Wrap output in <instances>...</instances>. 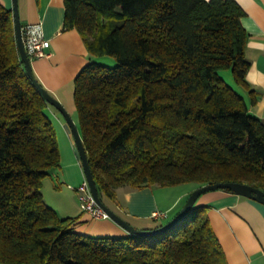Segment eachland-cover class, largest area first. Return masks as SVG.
<instances>
[{
  "label": "trees",
  "instance_id": "16d2710c",
  "mask_svg": "<svg viewBox=\"0 0 264 264\" xmlns=\"http://www.w3.org/2000/svg\"><path fill=\"white\" fill-rule=\"evenodd\" d=\"M65 7V29H77L90 52L74 99L105 204H119L120 187L240 182L264 191V120L224 76L251 89L237 0ZM52 106L27 74L14 11L0 0V264H229L207 206L160 232H77V218L61 216L43 191L62 166Z\"/></svg>",
  "mask_w": 264,
  "mask_h": 264
},
{
  "label": "crops",
  "instance_id": "0c3cea01",
  "mask_svg": "<svg viewBox=\"0 0 264 264\" xmlns=\"http://www.w3.org/2000/svg\"><path fill=\"white\" fill-rule=\"evenodd\" d=\"M1 1L13 10L14 0ZM237 1L245 11L242 22L250 34L246 56L251 62L247 74L251 89L240 86L230 71L224 72V76L244 96L250 112L264 120V0ZM19 10L22 26L42 23L45 36L51 40L49 56L31 59L36 77L69 108L75 101V79L91 58L84 37L75 28L65 29V0H19ZM50 115L58 132L62 166L44 181L46 202L61 216L76 217V231L81 234L128 235V230L112 218L96 219L83 211L78 186L87 177L73 131L56 107H51ZM78 119L74 118L77 126ZM157 187H120L119 204L109 207L133 226L143 229L154 226V219H173L193 192L173 196ZM197 205L209 207L211 223L229 264H264L263 203L236 192L215 189L204 193ZM156 212H166L168 216L156 218Z\"/></svg>",
  "mask_w": 264,
  "mask_h": 264
},
{
  "label": "water",
  "instance_id": "95a60500",
  "mask_svg": "<svg viewBox=\"0 0 264 264\" xmlns=\"http://www.w3.org/2000/svg\"><path fill=\"white\" fill-rule=\"evenodd\" d=\"M13 11H14V16H15V25H16V33H17L19 51H20L22 60L25 63L28 76L31 78V80L33 81L37 89L40 90L41 93L45 96L47 101L51 105L56 107L63 114L66 121L70 125L73 131V134H74L77 149H78L80 158L82 160V164H83V168H84L87 180L91 186L92 192L97 202L108 212V214L110 215V218L118 222L121 226H123L126 230H128L129 233L140 234V235L149 234V233H154V232H160L164 229L174 226L181 218L187 215L194 208L199 198L204 193L211 191V190H215V189H232L234 192L238 194L253 198L264 204V191L261 189L254 188L251 185L240 183V182H218L214 184L203 185L195 189L188 197L185 205L180 210V212L161 228H158L155 230H144V229L137 228L133 226L132 224H130L126 219H124L122 216H120L118 213L112 210L107 204H105L100 198L98 188L96 185V181H95V178L93 176V173L90 167L88 154H87L81 133L79 131V128L76 122L74 121V119L68 112L67 108L64 106V104H62V102L59 99H57L52 93H50V91L46 87H44V85L35 76L33 66H32V61L27 53L24 40H23L22 23L20 19V10H19V0H14Z\"/></svg>",
  "mask_w": 264,
  "mask_h": 264
},
{
  "label": "built area",
  "instance_id": "2783aa9c",
  "mask_svg": "<svg viewBox=\"0 0 264 264\" xmlns=\"http://www.w3.org/2000/svg\"><path fill=\"white\" fill-rule=\"evenodd\" d=\"M23 40L27 53L31 59L43 58L49 56L48 49L51 46V40L45 36L42 23H30L22 26ZM81 207L84 212L89 213L96 219H108L110 215L97 202L91 186L87 180L78 186ZM156 218H166V212H156Z\"/></svg>",
  "mask_w": 264,
  "mask_h": 264
},
{
  "label": "rangeland",
  "instance_id": "374dc122",
  "mask_svg": "<svg viewBox=\"0 0 264 264\" xmlns=\"http://www.w3.org/2000/svg\"><path fill=\"white\" fill-rule=\"evenodd\" d=\"M68 112L70 113V115L74 118H78V111H77V107H76V104H75V101H72V105L68 107H66ZM71 109L73 112H71ZM158 186V185H157ZM199 184L198 183H193V182H190V183H181V184H177V185H174V186H159L157 187L158 189L160 190H163V191H166L167 194H172L173 196H177L179 195V193L181 192H184V191H194L195 189L199 188ZM194 189V190H193ZM169 198H170V195H168ZM167 221L166 219L165 220H162V221H156V220H152V224L155 225L159 222L163 223Z\"/></svg>",
  "mask_w": 264,
  "mask_h": 264
}]
</instances>
